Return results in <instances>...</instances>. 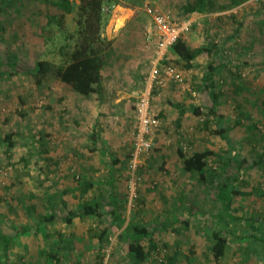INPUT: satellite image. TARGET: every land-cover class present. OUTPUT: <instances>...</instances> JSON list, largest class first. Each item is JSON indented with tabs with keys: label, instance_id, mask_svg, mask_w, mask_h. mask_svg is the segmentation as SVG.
<instances>
[{
	"label": "rangeland",
	"instance_id": "rangeland-1",
	"mask_svg": "<svg viewBox=\"0 0 264 264\" xmlns=\"http://www.w3.org/2000/svg\"><path fill=\"white\" fill-rule=\"evenodd\" d=\"M114 1L119 4L104 6L103 36L112 24L120 29L101 87L84 97L50 77L37 85L27 71L40 60L65 63L74 44L75 15L66 16L61 30L48 24L49 16L61 10L44 0H0V264H102L94 234L105 227L108 264H133L122 237L129 223L147 227L153 237L154 244L142 242L147 258L141 264H216L212 234L228 232L216 219L222 210L216 194L235 180L239 194L231 214L264 222V0L189 19H183L185 0ZM156 10L172 21L191 20L182 38L192 47L211 46L213 52L189 70L178 66L182 83L166 81L151 92L150 109L160 126L151 148L136 154L137 105L153 55L145 34ZM209 63L218 66L214 75ZM207 76H213L220 94L224 126L232 128L230 137L240 150L237 159L214 133ZM194 107L202 110L201 117L192 113ZM8 134L15 142L12 149L4 141ZM178 148L187 156L213 153L206 160V182L184 170ZM93 201L104 212L116 208L123 227L109 216L65 222L69 210ZM51 213L56 214L53 222L40 223ZM25 225L38 227L37 233L14 238L6 255L2 235ZM232 231L244 238L228 247L219 264H264L251 246L252 230L235 223Z\"/></svg>",
	"mask_w": 264,
	"mask_h": 264
},
{
	"label": "trees",
	"instance_id": "trees-1",
	"mask_svg": "<svg viewBox=\"0 0 264 264\" xmlns=\"http://www.w3.org/2000/svg\"><path fill=\"white\" fill-rule=\"evenodd\" d=\"M48 6L58 8L61 10L59 15H50L48 24L58 25L61 30L65 28L66 16L68 14L75 15V31L70 35L74 41L73 48L66 54V61L62 65H58L46 60L37 61L32 69L27 70L34 80V83L41 85L48 77L56 79L63 84L69 86L74 92L81 96L88 97L97 93L98 88L101 87L103 81V69L108 53L113 48V41L103 36V26L106 23V16L104 15V6L106 4H119L114 0H78L75 4L70 0H44ZM247 0H185L182 7L183 19H189L194 15H205L216 10H230L239 6ZM218 2L217 4H215ZM217 7V9H216ZM187 21V20H186ZM209 33L206 34V39H209ZM211 46L192 47L187 40L181 38L170 48L169 52L173 54V58L168 57V61L175 64L177 67L191 69L195 61L204 54L213 52ZM221 66V65H219ZM218 66L209 63L208 69L211 75H214ZM179 68V67H178ZM205 81H208L207 89L212 95V107L209 112L217 119L214 133L220 136L223 140L231 146V140L228 132L232 128L225 127L222 119H220L219 112V98L220 94L216 91L213 76H207ZM157 85L153 87L152 93L156 92ZM193 114L197 117L203 115L199 107H194ZM182 114V113H181ZM182 116V115H181ZM159 116H157L158 118ZM181 121V118H178ZM207 125L208 122L206 121ZM4 141L7 142V148L12 149L15 142L12 141V136L8 134ZM177 153L182 159L183 168L186 172L191 174H199L202 183L206 182L205 169L207 167V158L213 153L211 151H197L187 156L183 153L181 148H178ZM235 158H239L236 154ZM113 172V170H112ZM112 186L114 178L110 175ZM239 183L237 180L223 184L219 187L216 197L219 199L222 210L219 212L217 218L221 223L227 227L228 232L224 235L220 230H214L212 234L213 244L211 246V254L214 262L219 264L225 257L226 250L233 244L235 240H242L244 236L239 233H234L232 227L235 223H239L242 227H248L252 230L251 246L256 253L262 254V261H264V222L256 221V219H247L237 217L231 214V206L234 197L239 194ZM92 186L88 185L82 192L87 193ZM113 195V194H112ZM112 197V196H111ZM113 198V197H112ZM97 217L102 219L109 216L112 224L116 223L118 228H122L125 220L119 215L116 208L110 212H104L98 202H83L78 210H69L64 218L67 224H71L75 218L79 217ZM56 219V214L51 213L48 216H41L40 223L53 222ZM38 229V227H37ZM37 229L31 225H25L13 230V233L3 234L2 241L4 243L5 253L7 255L13 239L20 234H24ZM97 232V231H96ZM97 238L98 244L102 251L99 261L102 260L104 249L107 247L108 228L105 227L99 234H94ZM122 237L128 239L127 255L133 264H141L147 258V251L145 250L142 240L147 239L153 243L151 232L145 226H138L127 224L122 232ZM103 255V256H102ZM101 258V259H100ZM104 260V259H103ZM100 263V262H99Z\"/></svg>",
	"mask_w": 264,
	"mask_h": 264
},
{
	"label": "built area",
	"instance_id": "built-area-1",
	"mask_svg": "<svg viewBox=\"0 0 264 264\" xmlns=\"http://www.w3.org/2000/svg\"><path fill=\"white\" fill-rule=\"evenodd\" d=\"M151 13V10L148 11ZM192 21L177 22L168 19L159 11L153 13L152 23L145 34L147 47L152 49L149 76L145 93L137 105L138 135L136 138V154L147 152L152 146L151 136L158 130L160 121L150 109V96L154 86H163L164 82H183L182 71L168 61L170 48L191 28ZM111 247L107 248L102 264H108Z\"/></svg>",
	"mask_w": 264,
	"mask_h": 264
},
{
	"label": "crops",
	"instance_id": "crops-1",
	"mask_svg": "<svg viewBox=\"0 0 264 264\" xmlns=\"http://www.w3.org/2000/svg\"><path fill=\"white\" fill-rule=\"evenodd\" d=\"M122 16L120 17V18H126L127 17V14H121ZM125 21H124V23H122V25H123V27L125 26ZM152 23V22H151ZM150 23V24H151ZM150 24L148 25V27L150 26ZM118 26H119V24H117ZM122 25H120V26H122ZM118 26H116L115 24H112V25H110V26H108L107 27V38L109 39V40H114L115 38H116V34L119 32L118 30L120 29H118V30H116L115 29V27L116 28H118ZM147 27V28H148ZM118 31V32H117ZM219 108H220V106H219ZM218 114L220 115L219 117H220V119H222V121H223V118H224V116L220 113V110H219V112H218ZM217 119H216V123H217ZM223 124H224V122H223ZM228 128V127H227ZM228 136H229V138H230V140H231V147H232V151H233V156L235 157L236 156V154H238L239 156H240V154H239V148H237V144L235 143V145H234V143H233V140H232V138L230 137V131L228 132ZM221 138V137H220ZM222 139V138H221ZM232 143H233V145L234 146H232ZM113 166H112V168H110V172L111 173H113L112 172V170H113ZM80 218H83V217H79V218H75V219H77V220H80ZM216 219H218V218H216ZM133 225H136V224H133ZM138 226H141V225H138ZM126 227V226H125ZM124 230V229H123ZM30 232H33L34 233V230L33 231H30ZM27 233H29V232H27ZM96 240V239H95ZM126 240H127V242H128V239L126 238ZM144 240H146V239H144ZM143 241V240H142ZM12 245V244H11ZM11 249V248H10ZM4 251V250H3ZM5 252V251H4ZM132 262V261H131ZM133 263V262H132Z\"/></svg>",
	"mask_w": 264,
	"mask_h": 264
}]
</instances>
